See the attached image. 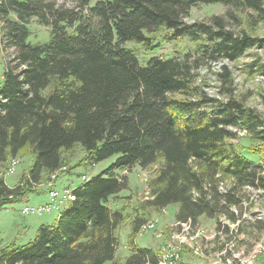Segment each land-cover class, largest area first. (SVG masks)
Wrapping results in <instances>:
<instances>
[{"label":"trees","instance_id":"16d2710c","mask_svg":"<svg viewBox=\"0 0 264 264\" xmlns=\"http://www.w3.org/2000/svg\"><path fill=\"white\" fill-rule=\"evenodd\" d=\"M72 1L78 9L60 7L58 0H0V43L15 50L0 87V165L21 153L33 158L15 186L0 175V208L38 192L63 166L73 169L65 152L77 145L85 151L79 165L117 157L75 186L76 199L54 224H42L25 244L0 247V264H158L160 248L134 242L147 211L135 212L130 253L124 263L116 259V230L130 215L126 205L107 202L127 187L119 171L134 166H157L144 209L177 204V222L198 227L201 216L215 218L229 239L222 217L239 222L243 213L234 207L242 206L245 188L264 187L263 164L245 155L233 129L246 128L264 141L261 113L234 96L219 100L194 86L196 64L188 54L157 55L142 65L124 43L155 49L154 31L166 27L165 40L202 34L214 56L236 60L261 39L236 34L222 16L193 23L183 17L198 3L260 14L264 0ZM33 16L50 26L49 41L28 40ZM256 65L264 74V63ZM249 149L264 158V142Z\"/></svg>","mask_w":264,"mask_h":264},{"label":"rangeland","instance_id":"374dc122","mask_svg":"<svg viewBox=\"0 0 264 264\" xmlns=\"http://www.w3.org/2000/svg\"><path fill=\"white\" fill-rule=\"evenodd\" d=\"M96 1L92 0V3ZM58 6L78 9L72 0H58ZM215 15L222 16L227 27L236 34L246 33L261 39V42L259 44L257 42L255 46L248 49L242 57L236 60H231L226 56H216V54L214 56L211 44L204 40L202 34L196 37L184 36L180 39L165 40L166 27L156 32L154 31L155 40L152 43L157 47L155 49H146L136 40H129L124 44L134 50L142 65H146L150 58L157 55L166 59L173 57L184 58L188 54L189 59L196 64L194 86L204 89L208 96L219 100H227L230 96L243 100L247 106L261 113L264 121V74L256 70V64L264 63V11L259 14L252 9H242L234 5L198 3L192 6L183 17V20L186 23L212 21ZM29 27L31 33L28 40L30 42L37 43L50 40V26L41 23L36 16L31 18ZM203 43L208 44L206 52L201 50V44ZM14 54V47H9L7 50L0 47V87H2L4 82L7 61ZM254 62L255 64L252 65ZM222 73L225 75H221ZM229 88L232 89V92L228 90ZM193 97L196 98L195 95ZM262 128H264V125ZM245 130L247 131L234 130L237 133V137L233 138V141L245 147L242 149L249 159L264 162V158L259 153H253L249 149V147L258 148L264 141L255 138L248 129ZM84 155V149L78 145L65 152V156L69 160V166H75L70 171H66L67 166L63 172L59 173L57 178L58 186L71 185L75 187L83 181V175L90 177L100 173L114 162L117 157V155H114L95 165L89 163L79 165L78 162ZM18 157L20 162L13 174L7 173L9 161L4 165H0V175H4L7 184L10 186H15L32 164V155L21 153ZM156 168V165L145 169L138 167L135 170H128L130 174H123L122 170L119 171V175L126 179L127 189L120 192V195L110 198L107 204L112 208L126 205L130 218L116 230L118 236L116 259L124 263L130 253V234L135 212L144 214L147 211V213L150 212L147 215V221L156 219V222L158 221L156 226L158 230H141L136 234L135 244L140 247L153 246L160 248L161 254L167 253V255H171L177 253L179 257L176 259V264L198 260L200 257L211 263L219 262L220 264L219 253L216 250L225 244L227 237L223 234L227 232L226 229L221 230L223 231L222 235L220 233L217 235L218 232H216V236H213L214 233H210L206 228L201 227L205 236L201 233L196 239L184 237H176L174 239L172 235L178 228L175 217L177 204L168 205L164 211H155L152 208L144 209L142 203L147 200L149 190L147 181L155 174ZM225 182L231 185L230 180ZM38 191L31 192L15 202H10L0 208V247L11 243H15L17 246L25 244L35 238L37 230L42 224H54L59 219L61 212L58 211L45 212L41 215L37 213L25 215L22 213V208L25 205L37 206L48 202L46 183L39 185ZM244 193L246 196L242 206L234 207L237 213H243L239 226H236L237 230L235 229L236 231L234 232L237 236V250L247 254L253 251L252 249L254 248H264V227L261 229L255 227V223H258V225L262 224V222H257L258 220L264 221V187H246ZM222 219L224 223H229L230 231L232 222L224 217ZM158 233L164 234V238H160ZM166 245L167 247L165 248L164 246ZM112 263L113 261L109 260L105 264ZM255 264H261V259H258Z\"/></svg>","mask_w":264,"mask_h":264},{"label":"built area","instance_id":"2783aa9c","mask_svg":"<svg viewBox=\"0 0 264 264\" xmlns=\"http://www.w3.org/2000/svg\"><path fill=\"white\" fill-rule=\"evenodd\" d=\"M246 128H239L236 127L233 130H245ZM20 162V159L18 156L12 157L9 160V166L7 169L8 174H13L16 170V167L18 163ZM264 167V162H261ZM66 169V166H63L61 169L53 172L50 175L49 180L46 182L47 189H48V197L49 200L45 204H39L37 206H30L25 205L22 208V213L25 215L31 214V213H37V214H43L45 212L50 213L52 211H58L61 212L64 208L67 207V205L76 199V194L74 193V186L71 185H63L58 186L57 185V178L59 177V173L61 171H64ZM89 177L87 175H83L82 179L87 180ZM223 188V187H222ZM250 188V187H249ZM163 211L166 210V208L162 209ZM158 222V221H157ZM156 219L148 220L142 227V230H158ZM239 225V222L230 224L231 230L229 239L225 240L224 246L218 251V258L220 260V264H255L258 259H261V264H264V248L258 247L252 249L253 251L248 252L245 254L243 251H238L236 248V241L237 236L235 235L236 226ZM177 229L173 233L172 237L174 239L176 237H184V238H192L196 239L199 234L203 233L201 227H195L192 225L191 221L187 222H177ZM236 229V230H235ZM223 231H218V234L220 233L222 235ZM205 236V234L203 233ZM225 235V234H223ZM158 236L160 238H164V234L158 233ZM165 248L167 247L164 246ZM179 255L177 253H173L171 255H167V253L161 254V257L159 259L158 264H176V259H178ZM213 264H219L213 263Z\"/></svg>","mask_w":264,"mask_h":264},{"label":"crops","instance_id":"0c3cea01","mask_svg":"<svg viewBox=\"0 0 264 264\" xmlns=\"http://www.w3.org/2000/svg\"><path fill=\"white\" fill-rule=\"evenodd\" d=\"M0 47L2 48V45L0 43ZM259 161V160H258ZM139 166H134L132 168H128V169H124L122 170V173L123 174H130L128 170H135L136 168H138ZM127 189V187L125 188V190ZM123 191V190H122ZM121 191V192H122ZM39 192V191H38ZM120 195V193H119ZM177 210H178V205H177ZM199 227H202V228H206L207 231H209L210 233H214L213 236L215 235L216 236V232H218L217 230V220L215 218H209V217H206V216H201L198 220V224H197ZM218 235V233H217ZM221 238V237H219ZM242 247V246H241ZM222 248V247H221ZM221 248H218L216 251H219ZM240 248V246H239ZM249 250V249H247ZM216 253V252H215ZM210 257V256H209ZM208 259V258H207ZM184 264H213L211 262H209L208 260L200 257L198 258V260H190V261H187L185 262Z\"/></svg>","mask_w":264,"mask_h":264}]
</instances>
